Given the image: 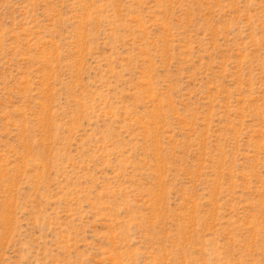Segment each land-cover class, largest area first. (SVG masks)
I'll list each match as a JSON object with an SVG mask.
<instances>
[{"label": "rangeland", "instance_id": "374dc122", "mask_svg": "<svg viewBox=\"0 0 264 264\" xmlns=\"http://www.w3.org/2000/svg\"><path fill=\"white\" fill-rule=\"evenodd\" d=\"M0 264H264V0H0Z\"/></svg>", "mask_w": 264, "mask_h": 264}]
</instances>
